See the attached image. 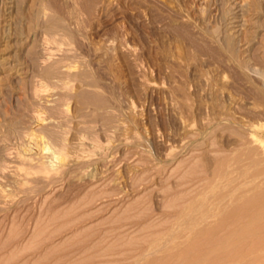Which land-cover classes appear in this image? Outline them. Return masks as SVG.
<instances>
[{
	"label": "rangeland",
	"instance_id": "374dc122",
	"mask_svg": "<svg viewBox=\"0 0 264 264\" xmlns=\"http://www.w3.org/2000/svg\"><path fill=\"white\" fill-rule=\"evenodd\" d=\"M244 2L0 0V264H264L263 240L225 242L264 211V0Z\"/></svg>",
	"mask_w": 264,
	"mask_h": 264
},
{
	"label": "bare ground",
	"instance_id": "6f19581e",
	"mask_svg": "<svg viewBox=\"0 0 264 264\" xmlns=\"http://www.w3.org/2000/svg\"><path fill=\"white\" fill-rule=\"evenodd\" d=\"M242 1L244 2V0H242ZM238 2H239V1H238ZM244 3H245V2H244ZM241 4H243V3H241ZM234 5H235V4H234ZM236 5H237V4H236ZM255 5H256V4H255ZM239 6H240V5H239ZM242 6H243V5H242ZM242 6H241V8H242ZM232 8H233V7H232ZM232 8H231V9H232ZM236 8H237V7H236ZM238 9H240V8H238ZM242 9H244V7H243ZM245 10L247 11V9H245ZM237 12H238V11H237ZM240 12H241V9H240ZM243 12H244V11H243ZM232 13H233V12H232ZM235 14H236V13H235ZM240 14H241V13H240ZM242 14H243V13H242ZM233 15H234V14H233ZM233 15H232V16H233ZM243 16H244V15H243ZM237 17H238L237 15L234 16V17H232V19H234L233 21H239V18H240L241 16H240L239 18H237ZM243 18H244V17H242V19H243ZM229 19H230V18H229ZM240 19H241V18H240ZM241 21H242V20H241ZM230 22H231V20H230ZM230 22H229V23H230ZM231 23H232V22H231ZM242 23H243V22H242ZM227 24H228V21H227ZM233 24H234V23H233ZM238 24H239V23H238ZM240 25H241V24H240ZM243 26H244V24H243ZM231 27H234V26H231ZM235 27H236V25H235ZM227 29H228V28H227ZM233 29H234V28H233ZM241 29H242V28H241ZM234 30H235V29H234ZM234 30H233V31H234ZM236 30H237V29H236ZM236 30H235V31H236ZM230 31L233 32L232 30H230ZM240 31H241V30H240ZM240 31H238L236 34H238ZM228 32H229V31H228ZM228 32H227V33H228ZM241 32H242V31H241ZM241 32H240V33H241ZM240 33H239L238 35H240ZM243 33H244V32H243ZM233 35H235V34H233ZM228 36H229V35H228ZM236 36H237V35H236ZM229 37H230V36H229ZM233 37H234V36H233ZM227 38H228V37H227ZM230 38H231V37H230ZM240 39H242V38H240ZM228 40H230V39H228ZM231 40H232V42H233V39H231ZM231 40H230V41H231ZM228 42H229V41H228ZM39 117H40V116H39ZM38 120H41V119H38ZM257 127H261V128L264 127L263 122H262V123L260 122V124H259ZM257 127L255 128L256 130L259 129V128H257ZM255 133H256V131H255ZM256 134H257V133H256ZM258 134H259V133H258ZM262 136H263V135H262ZM258 139H259V140L262 142V144L264 145V138H259V137H258ZM248 142H249V141H248ZM251 142H252V141H251ZM261 142H260V143H261ZM251 144H253V143H251ZM255 144H256V143H255ZM262 144H260V145H262ZM245 145H246V142H245ZM247 146H250V145L247 144ZM247 146H246V147H247ZM244 147H245V146H244ZM254 147L256 148V146H254ZM248 148H249V147H248ZM248 148H247V149H248ZM251 148H252V147H251ZM255 148H253V149H251V150H254ZM263 148H264V147H263ZM243 150H244V149H243ZM54 151H55V150H54ZM247 151H248V150H247ZM261 151H262V150H261ZM238 152H239V151H238ZM249 152H250V151H249ZM252 152H253V151H252ZM258 152H260V151L258 150ZM258 152H257L256 154H258ZM233 153L236 154V152H233ZM243 153H244V152H243ZM246 153H248V152H246ZM250 153H251V152H250ZM261 153H262V152H261ZM263 153H264V151H263ZM54 154L57 155V154H56V151H55ZM235 154H234V155H235ZM248 154H249V153H248ZM248 154H246V155H248ZM252 154H253V153H252ZM252 154H250V155H252ZM240 155H241V154H240ZM240 155H239V156H240ZM254 155H255V154H254ZM258 155H260V154H258ZM50 156H52V154H51ZM235 156H236V155H235ZM242 156H243V155H242ZM244 156H245V154H244ZM53 157H54V156H53ZM53 157H52V158H53ZM55 157H57V156H55ZM230 157H231V156H230ZM232 157H233V156H232ZM237 157H238V155H237ZM251 157H252V156H251ZM244 158H246V157H244ZM247 158H248V159H246V160L249 161V160H250V159H249V156H247ZM256 158H257V157H256ZM261 158H263V156H262ZM53 159H54V158H53ZM227 159H229V158H227ZM227 159H226V160H227ZM258 159H260V158L258 157ZM54 160L57 161V159H54ZM232 160H233V159H232ZM239 160L242 161L243 159L240 158ZM253 160H255V159H253ZM262 160H263V159H261V160H259V161H262ZM237 161H238V159H237ZM256 161H257V160H255L254 162H256ZM221 162H222V161H221ZM227 162H228V161H227ZM242 162H243V161H242ZM246 162H247V161H246ZM262 162L264 163V160H263ZM54 163H55V162H54ZM54 163L51 162V163H49V164L52 165V166H54V165H53ZM232 163H233V162H232ZM240 163H241V162H240ZM247 163H248V162H247ZM259 163H260V162H259ZM233 164H234V163H233ZM233 164H232V165H233ZM241 164H243V163H241ZM241 164H240V165H241ZM244 164H245V160H244ZM244 164H243V165H244ZM249 164H250V163H249ZM254 164H255V163H254ZM254 164L251 163L250 166L252 167V165H254ZM256 164H258V163H256ZM260 164H261V163H260ZM260 164H259V165H260ZM221 165H222V164H221ZM228 165H229V164H228ZM228 165H227V166H228ZM227 166H226V167H227ZM229 166H230V165H229ZM250 166H249V167H250ZM261 166H263V165H261ZM226 167H225V168H226ZM233 167H235V166L233 165ZM246 167H247V166H246ZM251 167H250V168H251ZM255 167H256V166H255ZM217 168H218V167H217ZM221 168H223V166H222ZM230 168H231V167H230ZM241 168H243V167H241ZM250 168H247V169L245 168V169H246V171H247L248 169L250 170ZM231 169H232V168H231ZM252 169H253V168H252ZM256 169H257V168H256ZM260 169H262V168L260 167ZM219 170H220V169H219ZM221 170H223V169H221ZM224 170H225V169H224ZM234 170H235V169L233 168V171H234ZM249 170H248V171H249ZM217 171H218V169H217ZM229 171H230V170H229ZM229 171H228V172H229ZM233 171H232V172H233ZM235 171H236V170H235ZM235 171H234V172H235ZM246 171L244 170V173H245ZM250 171H251V170H250ZM258 171H259V169H257V172H258ZM222 172H223V171H222ZM228 172H227V174H228ZM232 172H231V173H232ZM237 172H238V171H237ZM252 172H253V170H252ZM254 172H255V171H254ZM254 172H253V173H254ZM257 172H256V173H257ZM261 172H263V171L261 170ZM261 172H260V173H261ZM220 173H221V172L219 171V174H220ZM225 173H226V171H225ZM229 173H230V172H229ZM247 173H248V172H247ZM247 173H246V174H247ZM249 173H250V172H249ZM249 173H248V174H249ZM258 173H259V172H258ZM216 174H217V173H216ZM232 174H233V173H232ZM236 174H237V173H236ZM251 174H252V173H251ZM251 174H249L250 177H251ZM228 175H229V174H228ZM237 175H238V174H237ZM240 175H241V173H240ZM253 175H254V174H253ZM257 175H259V174H256V176H257ZM261 175H262V174H261ZM215 176H216V175H215ZM218 176H221V175H218ZM223 176H226V175H222V177H223ZM241 176H242V175H241ZM241 176H240V177H241ZM227 177H228V176H227ZM245 177H246V176H245ZM248 177H249V176H248ZM250 177H249V178H250ZM257 177H258V176H257ZM257 177H256V179H257ZM214 178H215V177H214ZM216 178H217V177H216ZM223 178H224V177H223ZM230 178H231V177H230ZM236 178H237V177H236ZM238 178H239V177H238ZM242 178H243V177H242ZM246 178H247V177H246ZM261 178H262V177H261ZM219 179H220V178H219ZM233 179H235V178H232V180H233ZM239 179H240V178H239ZM252 179H254V178H252ZM259 179H260V178H259ZM214 180H216V179H214ZM225 180H226V178H225ZM237 180H238V179H237ZM218 181H219V180H218ZM226 181H227V180H226ZM226 181H225V182H226ZM229 181H230V180H229ZM253 181H255V180H253ZM253 181H252V182H253ZM215 182H216V181H214L213 184L211 183V185L213 186V185L215 184ZM230 182H231V181H230ZM230 182H229V183H230ZM232 182H233V181H232ZM232 182L230 183L231 186L233 185ZM236 182H237V181H235V184H236ZM241 182H242V181H241ZM250 182H251V181H250ZM250 182H249V183H250ZM258 182H259V180H258ZM260 182H261V181H260ZM263 182H264V181H263ZM216 183H217V182H216ZM229 183H228V184H229ZM256 183H257V181H256ZM222 184H223V183H222ZM224 184H225V183H224ZM226 184H227V183H226ZM226 184H225V185H226ZM237 184H239V182H237ZM258 184H260V183H258ZM258 184H256V185H258ZM263 184H264V183H263ZM217 185H218V184H217ZM220 185H221V184H220ZM240 185H241V184H240ZM242 185H243V184H242ZM250 185H251V184H250ZM214 186H215V185H214ZM222 186H223V185H222ZM236 186H237V185H236ZM245 186H246V185H245ZM254 186H255V185H254ZM209 187H211V186H209ZM233 187H234V186H233ZM237 187H238V186H237ZM237 187H236V189L234 188L233 190H239V193H240V189H242V188L237 189ZM246 187H247V186H246ZM258 187H259V186H258ZM258 187H257V188H258ZM218 188H219V187H218ZM248 188H250V187H248ZM259 188H261V187H259ZM222 189H223V188H222ZM228 189H229V188H228ZM228 189H227L226 191H228ZM246 189H247V188H246ZM252 189H253V188L251 187V190H252ZM263 189H264V187H263ZM233 190H232V191H233ZM243 190H244V189H243ZM243 190H241V191H243ZM249 190H250V189H249ZM249 190H248V191H249ZM259 190H260V189H259ZM229 191H231V190H229ZM232 191H231V192H232ZM244 191H247V190H244ZM260 191H261V190H260ZM260 191H259V196H260V193H261ZM224 192H225V190H224ZM256 192H257V191H256ZM244 193H245V192H244ZM253 193H254V192H253ZM253 193H252V194H253ZM262 193H263V191H262ZM228 194H229V193H228ZM228 194H227V195H228ZM240 194H241V193H240ZM247 194H248V193H247ZM230 195H231V194H230ZM243 195H245V194H243ZM256 195H258V194H256ZM256 195H255V196H256ZM235 196H236V195H235ZM253 196H254V195H253ZM253 196H252V197H253ZM238 197H239V196H238ZM244 197H245V196H244ZM252 197H251V195H249V198L252 199V201H253L254 198H252ZM260 197H262V196H260ZM229 198H230V197H229ZM236 198H237V196H236ZM256 198H257V197H256ZM262 198H264V195H263ZM234 199H235V197L233 198V200H234ZM259 199H260V198H259ZM239 200H241V199H239ZM239 200H238V201H239ZM242 200H243V199H242ZM244 200H246V199H244ZM263 200H264V199H263ZM241 202H242V201H241ZM256 202H257V201H256ZM197 203H198V201H197ZM202 203H203V202H202ZM211 203H212V202H211ZM227 203H228V202H227ZM231 203H232V202H231ZM235 203H237V202H235ZM243 203H244V202H243ZM246 203H247V202H246ZM249 203H250L249 205L252 204V202H249ZM262 203H263V201H262ZM262 203H261V204H262ZM240 204H241V203H240ZM258 204H260V201H259ZM261 204H260L259 206H258V205H257V206L260 207ZM263 204H264V203H263ZM198 205H199V204H198ZM214 205H215V204H214ZM236 205H237V204H236ZM247 205H248V204H247ZM253 205H254V204H253ZM211 206H213V205H211ZM233 206H234V205H233ZM238 206H239V205H238ZM240 206H241V205H240ZM243 206H244V207H247V206L244 205V204H243ZM255 206H256V203H255ZM227 207H229V206H227ZM262 207L264 208V206H262ZM197 208H198V206H197ZM250 208H251V206H250ZM255 208H256V207H255ZM203 209H204V208H203ZM203 209H202V210H203ZM229 209H230V208H229ZM256 209H257V210H256ZM256 209H255L256 212H255V210L252 209L254 212L252 211L253 214H251V217L249 218V220H247V222H246V220H244L245 222H243L242 226H241L240 228L238 227V229H236V232L233 231L234 233H232V235H233L234 237H232V238H228L229 240H226V241H225L226 243H227V241H228V243H229V241H230V243H229L230 246L228 245L229 247H231V248H235L236 245H239V244L235 243L236 241H237V242H242V243H243V241H244V243H245V239H246V240H247V238L250 239V237H251L252 239H253V237H254V238H255V239H254L255 241H258V242L260 241V242L258 243V244H259L258 246H259V247H262L260 243L262 242L261 240L264 241V238L259 239V240H258V238L261 237V236H260L261 234H262V237H264V234H263L264 232L261 233L260 235H258V234H259V231H260V230H263V229H264V227H263V229H262V228L260 229V226L262 227V225H261V223L259 222V221H261V220L263 221V219H264V211L262 210V208H256ZM226 210H227V208H226ZM226 210H225V211H226ZM238 210H239V209H238ZM238 210H236V214H237ZM220 211H221V210H220ZM228 211H229V210H228ZM242 211H244V209H243ZM242 211H240V212H242ZM245 211H246V209H245ZM205 212H206V211L204 210L203 213H205ZM234 212H235V211H234ZM246 212H247V211H246ZM217 213H220V212H216L215 214H217ZM238 213H239V212H238ZM248 213H249V212H248ZM248 213H247V215H248ZM250 213H251V211H250ZM250 213H249V214H250ZM199 214L201 215V213H199ZM199 214H198V216H199ZM227 214H228V213H227ZM240 214H241V213H239V215H240ZM242 214H246V213H242ZM206 215H207V214H205V217H206ZM239 215L237 214V216H236V215H235V216L238 217ZM219 216H220V215H219ZM225 216H226V215L223 214V216H221V217H225ZM226 217H227V219L229 218V216H226ZM236 217H234V218H236ZM240 217H241V216H240ZM240 217H239V218H240ZM246 217H247V216H246ZM195 218H196V216H195ZM195 218H194V219H195ZM198 218H199V217H198ZM198 218H197V219H198ZM200 218H201V217H200ZM217 218H218V217H217ZM219 218H220V217H219ZM242 218H243V217H242ZM197 219H196V220H197ZM203 219H205V218H203ZM206 219H207V218H206ZM215 219H216V218H215ZM246 219H247V218H246ZM200 220H202V219H200ZM200 220H199V222H200ZM216 220H217V219H216ZM216 220H215V221H216ZM223 220H224V219H223ZM233 220H234V219H233ZM237 220H238V218H237ZM237 220H236V222H234V223H237V222L239 221V220H238V221H237ZM240 220H241V219H240ZM197 221H198V220H197ZM226 221H227V220H226ZM234 221H235V220H234ZM262 221H261V222H262ZM193 222H194V221H192V223H193ZM202 222H204V220H203ZM213 223H215V222H213ZM229 223H230V222H229ZM238 223H239V222H238ZM263 223H264V222H263ZM198 224H199V223H197V225H198ZM202 224H205V223H202ZM207 224H208V223H207ZM207 224H206V225H207ZM217 224H219V219H218V223H217ZM217 224H216V225H217ZM227 224H228V223H227ZM195 225H196V224H195ZM200 225H201V223H200ZM206 225H205V226H206ZM216 225H215V226H216ZM220 225H223V224L221 223ZM220 225H219V227H220ZM230 225H232V222L230 223ZM236 225L238 226V224H236ZM212 226H213V224H212ZM225 226L227 227L226 224H225ZM228 226H229V225H228ZM217 227H218V226H216V228H217ZM234 227H236L235 224H234ZM202 228H203V227H202ZM204 228H205V227H204ZM204 228H203V229H204ZM220 228H221V227H220ZM230 228H231V227H230ZM236 228H237V227H236ZM199 229H200V228H199ZM203 229H201V230L203 231ZM227 229H228V228H227ZM201 230H200V231H201ZM220 230H221V229H220ZM229 230H230V229H229ZM204 231H205V230H204ZM204 231H203V235H204ZM210 231H211V230H210ZM216 231H217V230H216ZM216 231H215V233H216ZM227 231H228V230H227ZM260 232H261V231H260ZM200 233H201V232H200ZM200 233H199V234H200ZM207 233H208V231H207ZM210 233H212V232H210ZM222 233H223V232H222ZM224 233L227 234L225 231H224ZM228 233H229V232H228ZM212 234H214V233H212ZM206 235H207V234H206ZM218 235H220V237L222 236L221 234H218ZM218 235H217V236H218ZM197 236H199V235H197ZM201 236H202V235H201ZM201 236H200V237H201ZM208 236H209V235H208ZM229 236H230V235H229ZM200 237H199V238L197 237V238L200 239ZM218 237H219V236H218ZM218 237H216V238H218ZM222 237H223V236H222ZM192 238H193V237H192ZM205 238H206V237H205ZM205 238L202 237L203 240H204ZM214 238H215V237H214ZM193 239H194V238H193ZM218 239H219V238H218ZM183 240H185V239H183ZM203 240H202V241H203ZM207 240H208V237H207ZM221 240H222V238L219 240V242H220ZM192 241H194V240H192ZM205 241H206V240H205ZM211 241H214V240L212 239ZM211 241H210V242H211ZM223 241H224V239L222 240V242H223ZM248 241H249V240H248ZM251 241H252V240H251ZM251 241H250V242H251ZM199 242H200V241H199ZM216 242H217V240H216ZM219 242H218V243H219ZM203 243H204V242H203ZM203 243L201 244V246H203ZM205 243L207 244V242H205ZM211 243L213 244L214 242H211ZM226 243H225V244H226ZM228 243H227V244H228ZM244 243H243V245L245 246ZM252 243H253V241H252ZM252 243H251V244H252ZM254 243H255V242H254ZM173 244H174V243H173ZM216 244H217V243H216ZM221 244H222V243H221ZM240 244H241V243H240ZM256 244H257V243H256ZM256 244H255V245H256ZM262 244L264 245V242H262ZM171 245H172V244H171ZM176 245H177V243H176ZM176 245H175V246H176ZM195 245H196V244H195ZM207 245H208V244H207ZM252 245H253V244H252ZM199 246H200V245H199ZM208 246H209V245H208ZM222 246H223V245H222ZM241 246H242V245H241ZM173 247H174V246H173ZM173 247H171V248H173ZM176 247H178V246H176ZM188 247L191 248V245L188 246ZM194 247H195V246H194ZM203 247H207V246H203ZM211 247H212V245H211ZM226 247H227V246H226ZM229 247H228V248H229ZM263 247H264V246H263ZM181 248H182V247H181ZM183 248H185V247H183ZM195 248H197V247H195ZM200 248H201V247H200ZM207 248H208V247H207ZM240 248H241V247H240ZM240 248H239V249H240ZM252 248H253V247H252ZM261 249L263 250V248H261ZM174 250H175V249H174ZM177 250L179 251V249H177ZM188 250H190V249H188ZM194 250H197V249H194ZM203 250H206V249H203ZM235 250H236V249H235ZM235 250L232 249L233 252H234ZM242 250H243V249H242ZM254 250H255V248H254ZM259 250H260V248H259ZM262 250H261V251H262ZM232 251L229 250V254H230V252H232ZM238 251H239V250H238V247H237L236 254H235L234 256L237 255V252H238ZM263 251H264V250H263ZM171 252H172V251H171ZM175 252H177V251H175ZM181 252H183V254H184L185 251L182 250ZM181 252H180V256H182ZM188 252H189V251H188ZM192 252H193V251H192ZM224 252H225V251H224ZM227 252H228V251H227ZM242 252H243V251H242ZM173 253H174V252H173ZM194 253H195V251H194ZM204 253H205V252H204ZM204 253H203V254H204ZM239 253H240V251H239ZM245 253H246V251L243 252V253H241V254H245ZM260 253H261V252H260ZM188 254H189V253H188ZM188 254H187V255H188ZM225 254H226V253H225ZM229 254H228V255H229ZM246 254H247V253H246ZM173 255H174V254H173ZM176 255H177V254H176ZM185 255H186V254H185ZM185 255H184V256H185ZM198 255H199V254H198ZM231 255H233V254H231ZM231 255H229V256H231ZM238 255H240V254H238ZM254 255H256V254H254ZM262 255H263V254H262ZM262 255L260 256L261 258H262ZM178 256H179V255H178ZM178 256H177V257H178ZM180 256H179V257H180ZM188 256H189V255H188ZM190 256H191V253H190ZM195 256H197V255L195 254ZM199 256H200V258H201V256L203 257V255H202L201 253H200ZM199 256H198V257H199ZM234 256H233V257H234ZM241 256H242V255H241ZM179 257H178V258H179ZM182 257H183V256H182ZM192 257H193V256H192ZM236 257H237V256H236ZM238 257H240V256H238ZM195 258H196V257H195ZM183 259H184V258H183ZM183 259H180V258H179V260H183ZM186 259H187V256H186ZM189 259H190V257H189ZM196 259H198V258H196ZM193 260H195V259L193 258ZM193 260H191V262H190V260H187L189 263L186 262V261H185V262L188 263V264H194V263H192ZM199 260H201V259H199ZM179 262H180V261H179ZM183 262H184V260H183ZM183 262H182V263H183ZM194 262H196V260H195ZM199 262H200V261H199ZM203 262H204V261H203ZM183 264H184V263H183ZM200 264H201V263H200Z\"/></svg>",
	"mask_w": 264,
	"mask_h": 264
}]
</instances>
